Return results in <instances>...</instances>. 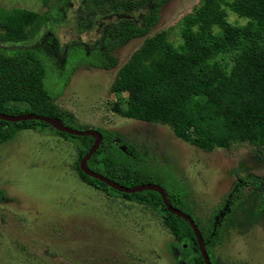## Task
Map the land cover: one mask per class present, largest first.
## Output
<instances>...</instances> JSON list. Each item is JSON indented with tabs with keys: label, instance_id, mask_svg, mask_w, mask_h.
I'll return each instance as SVG.
<instances>
[{
	"label": "trees",
	"instance_id": "16d2710c",
	"mask_svg": "<svg viewBox=\"0 0 264 264\" xmlns=\"http://www.w3.org/2000/svg\"><path fill=\"white\" fill-rule=\"evenodd\" d=\"M171 1L83 0L81 29L90 28L102 16L146 12L140 24L132 19L110 24L101 44L89 54L82 46L70 47L67 62L74 63V67L111 71L119 65L117 50L144 39L119 69L112 85L114 93L128 95L127 109L116 106V112L129 119L167 125L178 138L206 152L247 143L264 161V0H202L183 17L182 42L178 45L169 40L166 31L151 35L160 23L163 8ZM71 2L61 0L53 12L24 8L1 12L0 43L18 46L40 36L52 22L63 21L62 13ZM229 12L246 23L229 22ZM47 78L43 50L17 48L0 56V114L45 116L71 128L70 123H77V119L59 111L52 102ZM23 130L57 132L77 146L81 161L96 141L92 136L61 132L41 120L0 118V146ZM99 131L103 140L88 159V169L127 188L161 186L170 204L198 225L211 264H217L212 249L228 230H244L263 218L264 179L245 177L234 183L205 226H200L186 206L184 187H178L170 178L165 181L157 170L145 166L147 154L135 143L127 142L121 133ZM79 170L88 185L157 211L175 237L167 244L175 264H205L192 226L167 209L158 191L120 192L84 173L81 163Z\"/></svg>",
	"mask_w": 264,
	"mask_h": 264
},
{
	"label": "rangeland",
	"instance_id": "374dc122",
	"mask_svg": "<svg viewBox=\"0 0 264 264\" xmlns=\"http://www.w3.org/2000/svg\"><path fill=\"white\" fill-rule=\"evenodd\" d=\"M60 1L0 0V15L14 8L53 12ZM201 1L172 0L151 35L166 31L171 42L180 44L182 19ZM84 10L83 0H72L62 22H52L27 43H0V56L17 48L43 50L46 86L58 110L77 119L71 128L118 132L135 143L147 154L145 166L184 187L186 206L205 226L236 181L264 179V161L247 143L206 152L178 138L167 125L117 113L116 106L127 109L128 95L114 93L112 85L144 39L117 50L119 65L111 71L74 67L67 62V50L82 46L89 54L110 24L121 19L140 24L146 11L102 16L81 29ZM228 20L246 23L232 12ZM80 163L77 146L53 131L23 130L0 146V264H175L167 247L175 237L162 216L149 206L88 185L80 176ZM212 254L217 264H264V214L253 226L228 230Z\"/></svg>",
	"mask_w": 264,
	"mask_h": 264
},
{
	"label": "water",
	"instance_id": "95a60500",
	"mask_svg": "<svg viewBox=\"0 0 264 264\" xmlns=\"http://www.w3.org/2000/svg\"><path fill=\"white\" fill-rule=\"evenodd\" d=\"M0 118L6 119L9 121L41 120V121H44V122L50 124L51 126L60 130L61 132H66V133H69L72 135H78V136H92L93 138H95L96 141H95L94 146L92 147V149L89 151V153L81 161V170L84 173H86L87 175L105 182L106 184H108L109 186H111L112 188H114L120 192L136 193V192L144 191V190H156V191H158L161 194L167 209L171 213L176 214V215L184 218L185 220H187L190 223V225L192 226V228L196 234V237L198 239L200 251H201L202 257L205 260V264H211V260H210V257L208 255V252L206 250L205 244L203 242V237H202V234H201V231H200L198 225L195 223V221L189 215L183 213L181 210L173 207L170 204L167 193L165 192V190L161 186H159L157 184H145V185L134 187V188H127V187L120 186L117 183L112 182L108 178H106L100 174H97V173L88 169V167H87L88 159L96 152V150L98 149V147L100 146V144L103 140V136H102L101 132H99L97 130H83V131L74 130L72 128H68V127L64 126L63 123L61 122V120H59V119H52V118H48L45 116H38V115H23V116H19V117H11L8 115L0 114Z\"/></svg>",
	"mask_w": 264,
	"mask_h": 264
}]
</instances>
